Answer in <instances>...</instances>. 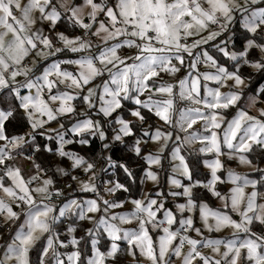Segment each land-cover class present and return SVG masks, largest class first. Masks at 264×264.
<instances>
[{"label":"snow or ice","instance_id":"1","mask_svg":"<svg viewBox=\"0 0 264 264\" xmlns=\"http://www.w3.org/2000/svg\"><path fill=\"white\" fill-rule=\"evenodd\" d=\"M0 264H264V0H0Z\"/></svg>","mask_w":264,"mask_h":264},{"label":"rangeland","instance_id":"2","mask_svg":"<svg viewBox=\"0 0 264 264\" xmlns=\"http://www.w3.org/2000/svg\"><path fill=\"white\" fill-rule=\"evenodd\" d=\"M237 170H238V171H246V169L243 168V167L238 168ZM150 187H151V185H147V186H146V190H147V188H150ZM168 207H169V208H172V207H173V204H172V202H171L170 200L168 201Z\"/></svg>","mask_w":264,"mask_h":264},{"label":"trees","instance_id":"3","mask_svg":"<svg viewBox=\"0 0 264 264\" xmlns=\"http://www.w3.org/2000/svg\"><path fill=\"white\" fill-rule=\"evenodd\" d=\"M33 258H35V254L33 255Z\"/></svg>","mask_w":264,"mask_h":264}]
</instances>
